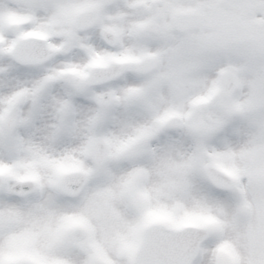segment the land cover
Masks as SVG:
<instances>
[{"label":"rangeland","instance_id":"rangeland-1","mask_svg":"<svg viewBox=\"0 0 264 264\" xmlns=\"http://www.w3.org/2000/svg\"><path fill=\"white\" fill-rule=\"evenodd\" d=\"M251 16L262 23L258 43L231 39L217 48L190 44L149 79L132 72L112 84L115 100L107 108L97 104L98 89L83 82L72 85L68 79L58 82V60L52 77L56 83L36 97L41 80L37 83L36 74L31 78L11 65L3 48L7 42L2 41L0 71L6 72L0 73V264H90L95 258L129 264L131 244L151 222L148 207L165 211L162 221L167 226L192 222L210 228L193 264H264V112L258 109L264 105V11ZM97 55L100 60V51ZM81 60L69 63L78 81L84 68L73 65ZM227 64L238 68L240 90L222 100L215 96L216 77ZM209 88L211 98L204 93ZM139 90L145 96L134 100L132 94ZM17 94L27 95L26 105L44 103L45 111L42 107L43 116L34 121L32 113L25 116L22 111L17 120L20 147L14 150L2 119L5 109L18 103ZM44 112L48 119L43 123ZM172 114L182 119L179 129L167 125ZM199 119L208 123L204 133L195 132ZM99 132L110 143L104 165H95L88 155V143ZM32 153L41 155L35 159ZM204 163L231 173L237 188L212 189L202 173ZM136 169L141 173L134 190L144 187L146 200L138 192L129 198L133 189L125 186L136 181ZM70 170L88 173L92 185L82 198L61 196L60 178ZM28 176L37 180L38 191L19 201L9 188ZM74 226L82 227L87 239L76 243L70 235Z\"/></svg>","mask_w":264,"mask_h":264},{"label":"flooded vegetation","instance_id":"flooded-vegetation-1","mask_svg":"<svg viewBox=\"0 0 264 264\" xmlns=\"http://www.w3.org/2000/svg\"><path fill=\"white\" fill-rule=\"evenodd\" d=\"M240 0H101L102 9L109 3L117 7L127 5L142 11L147 19L148 33L158 37L165 48L171 49L178 44H191L208 39L209 42L225 43L240 33L241 24L235 12L245 8L246 1ZM98 5V7H99ZM184 11H202L204 20L200 25L187 31L174 29V18ZM233 17V19H231ZM206 31V32H205ZM205 32V33H204ZM207 35V36H206ZM150 36V37H151ZM179 46V45H178Z\"/></svg>","mask_w":264,"mask_h":264},{"label":"bare ground","instance_id":"bare-ground-1","mask_svg":"<svg viewBox=\"0 0 264 264\" xmlns=\"http://www.w3.org/2000/svg\"><path fill=\"white\" fill-rule=\"evenodd\" d=\"M7 0H0V19L3 17L6 12H8V9L10 8L9 5L6 3ZM64 3V5H63ZM36 4L40 8H45L47 12L45 13L47 16L50 15L53 19H58L60 12L67 10V8L71 7L70 0H36ZM13 8V7H12ZM7 10V11H6ZM15 9H11L9 11L14 12ZM17 11V10H15ZM264 10L261 9L260 12H263ZM2 16V17H1ZM7 34L9 32L6 30L3 26L0 27V33ZM101 58L103 60H110L109 57V51L106 50L103 46H101L100 50ZM36 69H33L32 67H26L25 70H22L23 73L32 74L35 72ZM264 246V245H263Z\"/></svg>","mask_w":264,"mask_h":264},{"label":"water","instance_id":"water-1","mask_svg":"<svg viewBox=\"0 0 264 264\" xmlns=\"http://www.w3.org/2000/svg\"><path fill=\"white\" fill-rule=\"evenodd\" d=\"M196 240H194L192 243L180 241L179 246H193ZM164 247H170L169 249L172 250L173 243L170 241L168 237H164L163 241ZM144 250V247H142L141 252ZM150 252L153 254V261L149 262V264H170L168 261L169 253L162 249L160 244H153L150 247ZM137 261V260H136ZM139 260L137 261L138 264Z\"/></svg>","mask_w":264,"mask_h":264}]
</instances>
